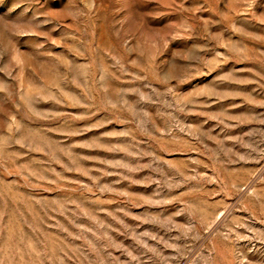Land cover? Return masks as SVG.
<instances>
[{
    "label": "rangeland",
    "instance_id": "obj_1",
    "mask_svg": "<svg viewBox=\"0 0 264 264\" xmlns=\"http://www.w3.org/2000/svg\"><path fill=\"white\" fill-rule=\"evenodd\" d=\"M0 264H264V0H0Z\"/></svg>",
    "mask_w": 264,
    "mask_h": 264
}]
</instances>
